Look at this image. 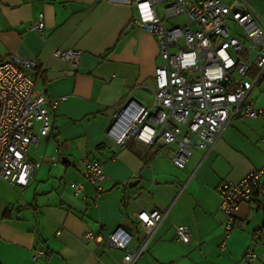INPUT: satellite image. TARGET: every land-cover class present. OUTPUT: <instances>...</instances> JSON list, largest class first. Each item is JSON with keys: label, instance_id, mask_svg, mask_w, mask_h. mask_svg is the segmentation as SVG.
<instances>
[{"label": "crops", "instance_id": "crops-1", "mask_svg": "<svg viewBox=\"0 0 264 264\" xmlns=\"http://www.w3.org/2000/svg\"><path fill=\"white\" fill-rule=\"evenodd\" d=\"M40 13L42 32L31 28ZM133 15L130 6L110 0H0V60L38 62L43 72L35 89L65 97L49 112V133L29 146L27 159L39 166L27 185L0 178V264H127V253L105 238L122 225L136 232L137 245L145 232L136 213L151 209L166 216L134 264H264V181L229 237L217 192L221 182L264 166V120L233 119L210 150H192L183 168L171 161L176 147H165L160 137L123 145L106 137L127 98L145 106L154 99L158 37L131 25ZM56 49L80 55L66 61L53 55ZM51 72L65 73L50 80ZM250 98L264 108V76ZM81 158L101 163L102 193L84 178ZM70 182L82 191L74 195ZM177 226L188 228L189 240H177ZM88 231L95 237L85 238ZM247 250L255 260L243 259Z\"/></svg>", "mask_w": 264, "mask_h": 264}, {"label": "built area", "instance_id": "built-area-1", "mask_svg": "<svg viewBox=\"0 0 264 264\" xmlns=\"http://www.w3.org/2000/svg\"><path fill=\"white\" fill-rule=\"evenodd\" d=\"M130 6L131 25L158 37V61L154 70V99L145 106L129 97L112 114L105 135L117 145L131 138L152 144L160 137L165 147L175 146L171 158L183 168L192 150H210L235 118H260L264 108H255L250 91L264 76V18L248 0H110ZM161 6V7H160ZM181 18L165 26V20ZM32 29L42 32L43 15ZM53 55L76 61L80 51L56 49ZM43 67L36 61L12 56L0 60V178L13 186H26L39 166L27 159L31 144L50 130L49 112L65 97H46L35 89ZM84 178L93 190L103 192L105 174L97 160L79 159ZM264 166L249 171L238 181H223L217 187L218 208L224 216L223 229L229 237L235 215L242 203L259 192ZM74 195L83 189L70 182ZM166 211L139 210L138 223L145 232L138 237L122 225L105 238L106 245L128 255L134 264L150 235L165 218ZM264 241V224L260 226ZM177 240L187 241V227H175ZM85 238L95 233L88 231ZM42 251L36 252L37 258ZM243 259L251 262L255 252L247 250Z\"/></svg>", "mask_w": 264, "mask_h": 264}, {"label": "water", "instance_id": "water-1", "mask_svg": "<svg viewBox=\"0 0 264 264\" xmlns=\"http://www.w3.org/2000/svg\"><path fill=\"white\" fill-rule=\"evenodd\" d=\"M63 73H65V72H51V73L48 74V79L51 80V79H53V78H55V77H57V76H59V75H61ZM249 209H250V205L249 204L242 203L239 206L238 210L234 212V215L238 219L245 220V218H246V216H247V214L249 212Z\"/></svg>", "mask_w": 264, "mask_h": 264}, {"label": "rangeland", "instance_id": "rangeland-1", "mask_svg": "<svg viewBox=\"0 0 264 264\" xmlns=\"http://www.w3.org/2000/svg\"><path fill=\"white\" fill-rule=\"evenodd\" d=\"M235 0H226L228 5L233 4ZM251 6L264 18V0H248ZM41 147V146H40ZM29 155H33L29 152Z\"/></svg>", "mask_w": 264, "mask_h": 264}, {"label": "trees", "instance_id": "trees-1", "mask_svg": "<svg viewBox=\"0 0 264 264\" xmlns=\"http://www.w3.org/2000/svg\"><path fill=\"white\" fill-rule=\"evenodd\" d=\"M101 193H102V192H101ZM256 194H257V193H256ZM7 213H8V211H6L4 215L6 216Z\"/></svg>", "mask_w": 264, "mask_h": 264}]
</instances>
